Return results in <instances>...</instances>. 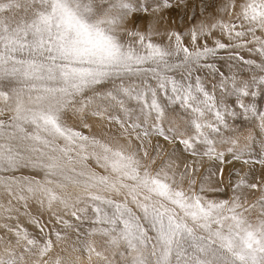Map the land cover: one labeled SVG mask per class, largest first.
I'll use <instances>...</instances> for the list:
<instances>
[{
    "label": "snow or ice",
    "instance_id": "snow-or-ice-1",
    "mask_svg": "<svg viewBox=\"0 0 264 264\" xmlns=\"http://www.w3.org/2000/svg\"><path fill=\"white\" fill-rule=\"evenodd\" d=\"M257 164L264 0H0V264H264Z\"/></svg>",
    "mask_w": 264,
    "mask_h": 264
},
{
    "label": "rangeland",
    "instance_id": "rangeland-1",
    "mask_svg": "<svg viewBox=\"0 0 264 264\" xmlns=\"http://www.w3.org/2000/svg\"><path fill=\"white\" fill-rule=\"evenodd\" d=\"M198 2H199V0H197V3ZM226 2H227V0H215V3L217 5L223 4V3H226ZM89 122H92L93 124H95L96 123L95 118H92L91 116H89ZM239 126H240V122L237 121V127H239ZM93 130L95 131L96 128H94ZM235 167L237 169H239V168H241V164L237 163L235 165ZM249 167H252V166L251 165H245L244 166L245 171ZM228 173H229V166L226 165L225 168H224V178H225V182L226 183H227V180H228ZM262 173H264V168H261V166L259 164L255 165V167H254V176H259ZM47 218H48L47 216L44 217L45 220H47ZM22 222L25 223L26 225H28V227L30 228V230H32V226L30 224H28V221L26 219H23ZM2 234H3L2 233V230H0V235H2Z\"/></svg>",
    "mask_w": 264,
    "mask_h": 264
}]
</instances>
